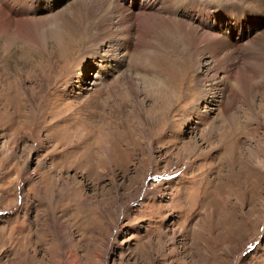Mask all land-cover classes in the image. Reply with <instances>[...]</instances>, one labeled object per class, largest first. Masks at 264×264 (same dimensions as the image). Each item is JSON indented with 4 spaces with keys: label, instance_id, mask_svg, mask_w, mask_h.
Listing matches in <instances>:
<instances>
[{
    "label": "rangeland",
    "instance_id": "374dc122",
    "mask_svg": "<svg viewBox=\"0 0 264 264\" xmlns=\"http://www.w3.org/2000/svg\"><path fill=\"white\" fill-rule=\"evenodd\" d=\"M83 1L40 0L32 13V42L18 33L6 48L0 43L19 62L10 65L18 71L0 70L2 87H15V93L0 92V264H264L262 78L259 89L241 97L242 89L229 87L236 76L243 80L244 71L222 80L207 54L196 60L188 53L190 74L178 80L186 66L181 49L173 48L161 73L167 90L156 89L146 81L153 73L136 76L131 66L142 51L155 50L152 45L113 58L105 42L89 35L108 2L99 0L95 15L79 21L86 16ZM145 2L127 5L136 11ZM193 2L180 14L201 19L214 33L220 27L226 36L229 27L241 34L264 27L258 22L263 5L257 21L242 14L249 0ZM209 2L232 13L220 9L222 16L212 11L206 17L208 9L201 17L198 9ZM157 26H130L132 40L165 39ZM174 42L183 39L176 34ZM26 48L34 52L21 66ZM199 71L207 79L198 92L207 88L209 98L171 107L167 97H177L174 90L183 88L185 99L198 97L192 84ZM245 75L254 86V74ZM131 78L138 102L154 118L143 124L145 131L126 85ZM177 110L187 112L180 121L173 120ZM171 113L173 119L164 122ZM226 189L236 190L225 203L218 196Z\"/></svg>",
    "mask_w": 264,
    "mask_h": 264
},
{
    "label": "bare ground",
    "instance_id": "6f19581e",
    "mask_svg": "<svg viewBox=\"0 0 264 264\" xmlns=\"http://www.w3.org/2000/svg\"><path fill=\"white\" fill-rule=\"evenodd\" d=\"M98 1L99 0H84L83 1L82 7H83V10L86 16L81 19L78 18L79 21H83L84 18H92L95 15V11L98 8V5H97ZM104 1L108 2L109 7L104 12L102 11L103 14L101 16L99 17L94 16V22H92V25H90L89 27L90 37L97 44L105 42V45H107L109 49H111L113 58L117 57L118 52L121 53V55H124L129 52L136 51V47H138L139 45H143V44L152 45L153 49L155 50L152 51V49L151 50L148 49L149 51L148 50H145L144 52L142 51L141 54L137 55L138 57L134 56L135 59L133 57L134 62L131 65L132 68L136 71V76H140V77L146 76L145 73H148L149 71L153 73V76L150 77L151 79H146L148 85L153 86L151 82H154L156 89L158 88L162 89V87L165 88V86L167 87V85H165L164 81L161 78L162 76L161 73L163 72V69H165V66H167L166 60L164 58L168 57V52L172 51L173 48L181 49V53L184 57L182 58V55H181L180 58H182L183 64L186 66V68L182 67L184 73L183 74L179 73L182 77H180L178 80H183V78H185L186 75L190 74L188 73L189 67L187 66V62L185 61L187 59V56L188 57L191 56L192 58L197 60L200 55L207 54L208 57L211 58L210 61L214 64L213 65L214 67L213 66L211 67L216 68L218 71L221 70V72L223 73L222 80H229L230 76L234 75L235 72L237 73V71L239 72V70L244 71L243 80L239 79V76H236L234 80L232 79L233 83L229 87L230 90L232 89L234 91L236 89L241 91L242 89L243 95L241 97L247 98L249 97L250 92L253 91L252 89L260 88L258 85L257 78H262L260 79L261 81L260 83L264 82V27L261 28L260 30L257 28L255 32H249V33H243V34L236 32L235 29H233V27H229L231 31L228 36L222 33V28L220 27V30L215 31L214 33L212 30L208 29L207 27L205 28L202 25L201 19H198L196 21L195 18L197 19V17H193L191 14L190 15L180 14L181 10L184 11L185 9L192 8L189 5H192L194 3L193 0H162V3H160V6L158 7L157 6L154 7L153 5H150L151 1L146 0L145 5L137 8L136 11L129 10L131 7V4L128 3L127 5V2L131 0H128V1L126 0L125 3L123 2V0H103V2ZM249 1L250 3L247 4L249 8H246V9L243 8L244 10L242 11V14L251 18V15L254 16L256 12L260 11L257 8H260L261 5L264 6V4L254 3V1H258V0H249ZM261 2H264V1H261ZM40 3H41L40 0H0V43H1V47L3 46L6 48L8 41L12 39L13 37H17L18 33L22 34L23 39H26L27 41L32 42V40L29 39L32 36L33 29H34L32 25V20H33L32 13L36 10V7H39ZM203 5H206V4H203ZM208 5L210 6L203 7L202 11L198 9L200 11L201 17L205 16L208 9L209 10H208L206 17H209L210 16L209 13L212 11H216V17H217V16H222L219 14L220 9H222L223 14H226V15L228 13H232L231 10H233L232 8L228 6H225V7L228 8L229 10L223 9L219 5H216L212 2H209ZM32 6H35V7H32ZM115 13H117V16L114 15ZM259 16L260 18L258 22L264 23V15H259ZM254 17L257 21L258 14L257 16H254ZM49 19L50 18H48V20ZM52 21L53 20H51V22ZM64 21L65 20L60 22L61 26L64 25L63 24ZM225 21L226 20H224V22ZM252 22H254V20H252ZM141 23L146 24V25H152V24H154L155 26L158 25L156 27L157 29L156 32L162 35L163 37H165V39L164 38L160 39L161 37L160 38L153 37L152 38L153 42H151L149 38H148L149 40H146L143 37V42L138 41V40L134 41L135 38H133L132 40L133 36H131L132 33L130 34L129 27L134 26L135 24H141ZM56 26L58 25H55V27ZM176 34L179 35L183 39V42L180 45H177L174 42L176 39ZM83 35L85 37V33ZM240 38H244V39H240ZM245 38H248V40L245 41ZM184 45H187V48H185ZM17 48H18V45H17ZM2 49L0 48V70L2 71V75H3V73L5 72L10 73L9 71L13 69L10 66L11 61L14 62L15 67L19 66V62H17L18 58L16 56V53L12 51L11 53L6 55V53L4 54V50ZM31 51L33 50H28V48L22 51L26 55L24 56L23 61H21V66L27 65V63L30 61L29 58L33 54ZM188 53H190V56ZM142 55H146V58L145 57L141 58ZM5 58L8 59L10 63L9 62L7 63L8 60L6 61ZM228 63H229V66H226ZM13 70H16V69H13ZM168 70L171 73V75L172 73L174 74L175 70L173 67L168 68ZM16 71H18V69ZM201 72L202 71H199L195 75V78H194L195 82H193L192 84L195 86V92H198V89H199L198 83L203 84V82L207 79V77H205L207 73L204 74ZM246 72L254 74V79L252 81L254 83V86L251 83H249L248 77H246L248 75H245ZM186 80L189 82V79H186ZM176 81L177 80H175L174 82ZM174 84L175 83H173V85ZM5 85L7 87H2V83L0 84L1 93H4L6 91H10L9 93H15L14 91L15 87L14 86L10 87L11 83L8 82ZM126 85L128 87L129 94L131 95L130 98L139 107L141 119L142 121H144V122L138 123L140 126V129L142 131H145L143 124H148L154 118H149L146 115V112L143 109L140 102H138L141 99H139L137 96L138 95V85L136 84V81H134V78L126 80ZM223 86L228 87V84L223 85ZM169 89L172 90L170 87ZM190 89H191V86H190ZM182 90L183 88H181L178 92H176V90L172 91V94L177 95V97L173 95L174 97H176V101H173V98H174L173 96L167 97L168 100H170V104H172L171 107L174 106L175 102H176L175 106H178L179 103L182 101H185V103L188 105L189 103H191V100L193 101L194 99L196 100L198 98L201 100H205L206 98H209L208 92L210 91L207 88L200 90L197 93L198 95L197 98L191 97L189 99H185L182 95L180 97V94L183 93ZM246 101L247 100H245V102ZM186 114H187L186 111L181 112V110H177V112L174 115V116H177V118L173 119V115L171 113V115H168V114L164 115L162 117V120L167 121V120L173 119V120L180 121L181 120L180 117H183V115L185 116ZM188 123H189V117H187L185 120V124H188ZM235 190L236 189H231V190L229 189L227 191L226 189V191H223L222 192L223 194L222 193L219 194L218 197H220V199L226 203L228 199H230L232 196L235 195V194L233 195ZM192 217L193 216L187 219L191 220ZM205 218L207 217H204V219ZM207 220L209 219L207 218ZM206 227L203 228V232H206L205 231ZM186 231L184 232L187 233L188 231L187 232Z\"/></svg>",
    "mask_w": 264,
    "mask_h": 264
}]
</instances>
